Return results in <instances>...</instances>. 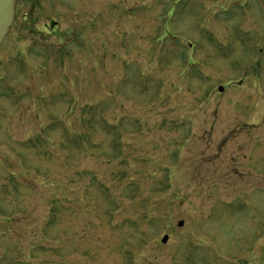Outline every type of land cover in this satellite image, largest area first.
<instances>
[{"label":"rangeland","instance_id":"obj_1","mask_svg":"<svg viewBox=\"0 0 264 264\" xmlns=\"http://www.w3.org/2000/svg\"><path fill=\"white\" fill-rule=\"evenodd\" d=\"M14 15L0 264H264V0H29ZM73 27L71 57L31 51Z\"/></svg>","mask_w":264,"mask_h":264},{"label":"flooded vegetation","instance_id":"obj_2","mask_svg":"<svg viewBox=\"0 0 264 264\" xmlns=\"http://www.w3.org/2000/svg\"><path fill=\"white\" fill-rule=\"evenodd\" d=\"M29 0H18L16 5L18 3H26ZM32 1V0H30ZM16 22V16L14 15L13 24L10 28V31L6 38H8L12 31L13 27ZM20 31V35H21ZM31 51L36 54L38 58H45L47 55H54V54H62V56L71 57L72 56V49L74 47H82L84 46L83 40L81 39V36L77 35L75 32V28L73 27L71 30H69L62 39H59L58 41H55L54 43H47V45H43L40 43H33L30 45Z\"/></svg>","mask_w":264,"mask_h":264},{"label":"water","instance_id":"obj_3","mask_svg":"<svg viewBox=\"0 0 264 264\" xmlns=\"http://www.w3.org/2000/svg\"><path fill=\"white\" fill-rule=\"evenodd\" d=\"M17 0H0V44L8 33L9 28L13 21L14 8ZM222 88L219 87L218 91L222 92ZM182 226V222L178 223V227ZM167 236H164L161 243L164 244L167 241Z\"/></svg>","mask_w":264,"mask_h":264},{"label":"bare ground","instance_id":"obj_4","mask_svg":"<svg viewBox=\"0 0 264 264\" xmlns=\"http://www.w3.org/2000/svg\"><path fill=\"white\" fill-rule=\"evenodd\" d=\"M3 45V44H2ZM1 48V47H0Z\"/></svg>","mask_w":264,"mask_h":264}]
</instances>
